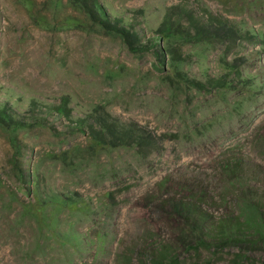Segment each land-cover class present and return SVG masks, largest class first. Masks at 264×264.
Returning a JSON list of instances; mask_svg holds the SVG:
<instances>
[{"label": "rangeland", "instance_id": "obj_1", "mask_svg": "<svg viewBox=\"0 0 264 264\" xmlns=\"http://www.w3.org/2000/svg\"><path fill=\"white\" fill-rule=\"evenodd\" d=\"M100 1L144 40L169 4L230 17L244 38L183 45L179 65L230 86L171 87L168 61L129 50L67 0H0V101L46 119L16 130V145L0 128V264H264V0ZM63 100L73 120L101 105L151 129L160 147L146 157L91 152L85 134L65 132L66 117L44 110ZM17 175L27 176L17 193L41 207L40 222L4 204ZM169 200L206 209L216 238L237 218L240 236L263 242L185 252L173 243L181 222L159 211Z\"/></svg>", "mask_w": 264, "mask_h": 264}, {"label": "trees", "instance_id": "obj_2", "mask_svg": "<svg viewBox=\"0 0 264 264\" xmlns=\"http://www.w3.org/2000/svg\"><path fill=\"white\" fill-rule=\"evenodd\" d=\"M69 4L84 14L87 19L93 22L101 30L119 37L126 47L134 52L152 50L160 59L162 64L168 61V69L165 73V80L171 87L177 88L182 84L196 90L209 88H222L227 85L226 78L208 76L206 80L190 77L179 65L186 61L183 55L182 46L200 42H223L244 38L242 29L230 17L213 12L201 7L199 14L193 7L180 2L165 6L162 18L154 30L150 39L144 40L141 31L135 28L133 19L108 11L100 0H67ZM46 111L52 110L57 116L66 117L69 122L64 126L67 133L81 132L85 134L87 147L91 152H97L106 148L124 147L132 148L140 157H146L154 150L159 149L161 137L148 127L138 122L126 119L123 120L103 106L93 108L91 112L76 119H71L70 111L65 100L60 103L45 106ZM32 124H46L45 117L30 115L29 121L12 110L7 102L0 101V128L10 134L13 144L16 145L15 131ZM26 175H17L19 185L16 191L10 193V198L4 202L16 201L21 205L22 214L34 217L40 222L43 214L41 207L36 202L21 198L17 192L22 187ZM3 179L0 175V188ZM71 202H76L71 199ZM73 205V203H71ZM75 204V203H74ZM159 211L169 216L172 221H180L174 225L178 231L174 237V244H177L185 252L208 251L211 252L221 243L228 246L237 242L238 247L247 249L255 245L257 241L263 242L262 236L255 239L247 235H239L240 224L237 220V229L231 231L224 237H215L208 223L212 216L206 209L193 201L169 200L167 204L161 205ZM230 216V215H228ZM233 218V217H228ZM223 224V223H222ZM221 226V224H220ZM224 231V228H223ZM220 232V231H219Z\"/></svg>", "mask_w": 264, "mask_h": 264}]
</instances>
